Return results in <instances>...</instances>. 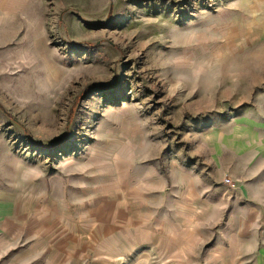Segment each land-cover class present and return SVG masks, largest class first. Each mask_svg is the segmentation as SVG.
Returning a JSON list of instances; mask_svg holds the SVG:
<instances>
[{"label":"rangeland","instance_id":"1","mask_svg":"<svg viewBox=\"0 0 264 264\" xmlns=\"http://www.w3.org/2000/svg\"><path fill=\"white\" fill-rule=\"evenodd\" d=\"M263 114L264 0H0V264H241L215 167Z\"/></svg>","mask_w":264,"mask_h":264},{"label":"crops","instance_id":"2","mask_svg":"<svg viewBox=\"0 0 264 264\" xmlns=\"http://www.w3.org/2000/svg\"><path fill=\"white\" fill-rule=\"evenodd\" d=\"M262 117L264 118V114ZM256 119H250L251 122L246 124V127L237 125L234 129L237 146L230 151L231 158L227 157L224 164L215 167V187L220 185L222 174L228 173L234 178V186L240 189V195L236 196L235 200L231 199L232 203L228 207L235 211L237 218L235 233L238 245L252 250L242 252L243 258L237 259L241 264H264V123L261 121L259 127H256L253 123ZM196 167L195 162L190 164L187 171L185 168L175 169L173 179L166 184L164 177L157 173V178L150 182L146 190L155 191V198H164L170 183L171 189L176 192L180 191L182 181L183 185L188 187L186 191L195 194L198 188ZM202 176L204 178H201V183H206L204 172Z\"/></svg>","mask_w":264,"mask_h":264},{"label":"built area","instance_id":"3","mask_svg":"<svg viewBox=\"0 0 264 264\" xmlns=\"http://www.w3.org/2000/svg\"><path fill=\"white\" fill-rule=\"evenodd\" d=\"M225 182H226V184H228V185L231 186V187L234 186L232 180L229 179V178H227V179L225 180Z\"/></svg>","mask_w":264,"mask_h":264}]
</instances>
